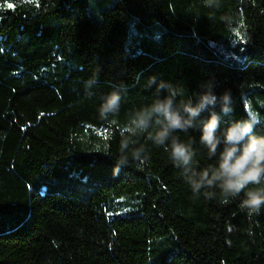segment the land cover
Segmentation results:
<instances>
[{
	"label": "trees",
	"instance_id": "trees-1",
	"mask_svg": "<svg viewBox=\"0 0 264 264\" xmlns=\"http://www.w3.org/2000/svg\"><path fill=\"white\" fill-rule=\"evenodd\" d=\"M208 84L217 135L251 113L264 137V0H0V264H264V210L197 198L147 135L113 172L128 113ZM208 116L178 133L201 167Z\"/></svg>",
	"mask_w": 264,
	"mask_h": 264
},
{
	"label": "clouds",
	"instance_id": "clouds-1",
	"mask_svg": "<svg viewBox=\"0 0 264 264\" xmlns=\"http://www.w3.org/2000/svg\"><path fill=\"white\" fill-rule=\"evenodd\" d=\"M217 3L218 0H205L207 7ZM159 87L168 85L162 83ZM202 87L205 90L197 94L196 102L189 98L175 103L177 93L169 88V96L155 99L151 104L128 113L125 126L120 131L119 155L113 172L115 174L122 167H128L130 161H147L146 148L138 143L141 136L147 135L154 145L167 153L194 196L199 198L203 195L206 200L219 197L222 204L239 198L242 212L249 218L258 216L264 210V137L254 135L253 128L260 120L247 113V119L232 122L221 135H217L220 117L212 109L219 105L222 113H229L231 95L225 91L217 96L211 84ZM86 95L91 96L92 93ZM101 99L103 102L97 108L100 119L117 117L120 113L119 95L112 92ZM204 111H209V116L200 121L199 143L206 149V158L212 163L201 167L195 160V141L183 142L178 133H187L195 127Z\"/></svg>",
	"mask_w": 264,
	"mask_h": 264
}]
</instances>
